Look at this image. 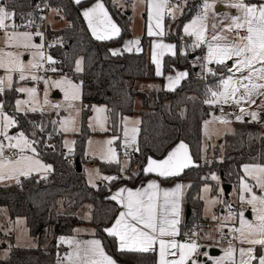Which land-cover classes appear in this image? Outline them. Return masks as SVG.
<instances>
[{
    "label": "trees",
    "instance_id": "16d2710c",
    "mask_svg": "<svg viewBox=\"0 0 264 264\" xmlns=\"http://www.w3.org/2000/svg\"><path fill=\"white\" fill-rule=\"evenodd\" d=\"M46 0H1L10 10L17 12L16 22L26 23L20 14L32 13V27L19 30L47 31L49 38L56 42L50 47V54L57 61V71L72 74L75 72V61L83 58L84 71L77 73L82 85V131L76 135L74 153L68 154L63 145V133L59 130V120L51 112H28L16 114L19 124L13 131H24L30 139L39 141L35 145L38 156L53 166L47 176L33 174L23 177L20 183L0 185V213L7 208L11 219L23 216L32 237L39 239L35 247H18L13 245L8 256L0 257V264H57L58 256L62 257L69 247L60 241V237L73 235L78 225L96 227L95 235L100 237L106 249L119 261L127 264H157V252L139 253L118 251L116 239L105 231L122 206L110 197L113 195L105 183L93 187L86 174L77 171L76 161L86 163L87 140L92 131L87 121L94 104H104L108 114V131L115 136H122L120 120L125 115H132L135 101L140 98L142 104L141 122L137 146L139 151L133 154L134 161L142 168L149 157L163 158L179 141L188 143L193 159L198 167H190L172 178H163L165 183L181 180L188 185L185 195L186 217L182 223L181 237L188 231L192 223L203 224L209 221L203 216L204 202L201 198L202 185L212 184L214 193L217 185L210 179L212 173L220 174L222 182H237L242 175L244 164H264V123L251 120L235 121L236 129L226 134L222 140L224 157L219 159L220 151L216 149L212 158L203 157V122L208 118L214 105L203 101L207 98V88L216 90L220 74H227L224 66L212 68L217 76L204 71L198 61L202 57L204 47L192 49L193 38L183 33V26L199 11L201 3L190 2L184 7L182 14L175 20L166 17V38L177 45V55L167 54L164 57V74L177 68H185L189 75L178 85L175 91L164 86L143 92L135 87L138 80H155V65L150 57L148 37H142L143 51L124 52L113 56L110 47L120 43L131 33V17L123 11L115 0H104L111 15L119 23L121 34L112 40H97L91 34L81 8L94 1L83 0L79 5L74 0H48L49 9L55 8L57 15L65 19L67 24L60 29H53L45 19ZM187 51V55H185ZM195 65V66H194ZM17 91L6 90L0 96L4 100L5 111L14 113ZM52 121H56L53 124ZM38 126L43 127V132ZM35 132L33 137L32 133ZM51 134V139L48 138ZM120 140L116 141L117 146ZM54 145L55 148L46 145ZM72 158V161H71ZM100 170L105 173L120 172V163L96 161ZM127 167V177L111 181L115 189L118 185L134 184L144 172L134 175ZM46 177V178H44ZM91 205V217L83 218L78 214L81 207ZM186 231V232H185ZM185 232V233H184ZM14 236H10L12 241Z\"/></svg>",
    "mask_w": 264,
    "mask_h": 264
},
{
    "label": "snow or ice",
    "instance_id": "6c2138e0",
    "mask_svg": "<svg viewBox=\"0 0 264 264\" xmlns=\"http://www.w3.org/2000/svg\"><path fill=\"white\" fill-rule=\"evenodd\" d=\"M83 0H74L79 5ZM147 5V35L154 37L155 42L152 50V62L156 66V75H164L163 57L170 53L173 57L177 55V45L165 43V17L175 19L177 12H182L179 3L172 4L171 0H141ZM187 3V0H184ZM228 6L237 10V15H225L217 23L211 25L209 32V13L214 9L215 3H209L204 0L201 12L197 14L189 23L183 26V33L186 36L194 37L191 48L194 50L206 45V55L198 57L202 60L200 67L211 74L217 76L216 71L208 65L224 66L227 74H220L216 90L212 87L207 88V98L203 101L207 105L235 104L241 106L244 103L253 105L256 103V97H264V0H257L256 3L248 0H228ZM58 11V10H57ZM83 17L87 20L88 27L92 35L101 41L112 40L119 37L121 28L113 21L102 0H96L91 7L83 10ZM17 12L10 10L6 4H0V31L4 33L3 40L5 47L23 48L29 51L32 59L25 63L22 59L23 52L6 51L0 48V69L4 70V75L0 76V96L6 90L13 89L14 75L18 76L19 81L31 79L33 81L43 80L46 85H53L56 88L63 87L65 100L68 101L67 107L75 110L77 115L80 109L75 108V102L81 99V84L74 83L67 77L53 81L50 78L45 79L35 73L39 70L56 72L58 69L54 66L57 61L44 51L45 45L34 43V37H43L44 33L36 31H19L22 27H32L34 20L31 19L32 13H21V19L26 23L18 24L16 22ZM227 21V23H224ZM241 33H244L243 35ZM55 43H60L59 41ZM54 45H49L52 47ZM124 49L126 51H142L140 47V38L128 40ZM113 56L122 55L120 49L111 50ZM187 55V51L184 53ZM228 61H233L232 66L228 67ZM45 63L50 67L44 68ZM195 66V65H194ZM75 71L83 72V58L75 61ZM189 73L177 71L175 75L167 76V89L175 91L182 80L188 77ZM18 93H26L28 99H16L14 113L10 115L5 109V101L0 99V136L8 141L7 144L0 140V181L9 179L20 183V177H30L33 172H51L53 166L44 164L39 159H34L38 155L35 145L39 143L36 139H30L24 131H19L16 135H9V129L17 127L19 121L16 114L28 112H43L44 107L38 106L37 88L18 87L15 89ZM47 90L44 93L43 105L52 108H60L63 105H51L47 98ZM95 111L104 113L106 108H96ZM245 115L251 118V121H259V112L239 108V114L235 116L237 121L243 122ZM222 123H230L225 116L214 117ZM107 116L95 118V123L89 125L94 131H108L106 127ZM56 124V121H52ZM209 121H205L207 125ZM140 121L132 120L128 117H122L120 126L123 133V146L125 149L133 148L139 151L137 146L140 129ZM43 132V127L38 126ZM59 130L62 132L79 131L76 126V120L71 115L65 117L59 122ZM33 137L35 132L32 133ZM51 139V134H48ZM119 136H113L102 142V147L98 152H92V155H99V158L107 163H120L116 149L113 147ZM76 141L65 140L63 145L67 148L69 154L74 151ZM92 140L88 141L91 148ZM55 148L54 145H46ZM12 150L14 155L6 156L5 151ZM18 150V153H17ZM30 151L33 155H26ZM125 157L128 158V152L125 151ZM190 153L189 146L181 141L173 148L165 158H148L147 165L143 169L145 173H154L165 179L181 175L185 169L198 167ZM126 167V164H125ZM243 171L246 177H251L254 183L246 181V177L241 178V192L239 199L248 204L255 213V220H248L244 212H239V227L233 226L231 231L235 233L232 239L239 242V247L229 241L228 247L224 249L223 257L217 259L215 264H264V164L253 163L244 164ZM96 177L115 181L119 176L101 175L99 169L93 170ZM124 171V168H121ZM89 183L96 187L92 178V171H89ZM46 178V177H44ZM217 180L214 174L211 177ZM258 188L261 192L257 195L253 188ZM185 185L175 184L172 188H161L156 180L148 182L144 188L135 190L129 188H120L111 200L117 201L125 210L119 212L115 223L105 229L111 237L118 238V251L150 253L158 252L157 264H196V255L201 245L197 237L199 233L193 232L191 236L187 233L185 240L177 239L180 236L181 209L183 189ZM211 189L205 187L204 191ZM223 189H221V192ZM247 194V196L245 195ZM211 204L225 203L219 197L210 201ZM228 214L223 217L213 215L212 219L220 220L218 231L223 235V229L228 226L229 221L236 220V213L232 212V205L227 204ZM210 238V237H209ZM62 243L74 244L73 251L66 253L64 257L57 259V264H116V261L106 254L102 241L92 239L87 241H78L60 237ZM257 246L261 253H257ZM207 255V253H204Z\"/></svg>",
    "mask_w": 264,
    "mask_h": 264
},
{
    "label": "rangeland",
    "instance_id": "374dc122",
    "mask_svg": "<svg viewBox=\"0 0 264 264\" xmlns=\"http://www.w3.org/2000/svg\"><path fill=\"white\" fill-rule=\"evenodd\" d=\"M102 2L104 3L106 9L107 5L105 3L104 0H102ZM119 7L124 8L126 7V5L123 3V0H116L115 1ZM224 2V1H223ZM249 2L251 3H256L257 0H249ZM94 3H96V0H94V2H90L86 5H84L85 8L91 7ZM213 3V2H212ZM0 4L1 0H0ZM145 4L146 3H142L141 0H133V6L131 8L132 15H131V33L129 36L125 37L120 43L118 44H114L111 46V49H120L121 51L125 50L124 49V45L128 40H133L135 38H140V45H141V39L144 35H147V21H148V16L145 18L144 14H145ZM201 8V7H200ZM227 8H229V6H227ZM214 10V9H213ZM213 10L209 13V19L210 22L209 24V32H211V25L217 23L218 20L222 19L225 15H237V10L234 8L231 9H227L225 12L222 13H213ZM110 13V12H109ZM147 14V13H146ZM182 14V13H181ZM199 14L198 12H196L192 18L190 19V21L197 15ZM110 15V14H109ZM111 18L113 19V21L117 24L115 18L110 15ZM179 17L176 16L175 19ZM46 21L49 24V26L53 29H60L63 26H65L67 24L65 19H62L60 16L57 15V10H55V8H51L48 11L47 17H46ZM172 19L170 17L169 23L172 21L171 20H175ZM224 23H227V21H224ZM118 25V24H117ZM166 25H165V32H166ZM19 31H28V30H19ZM33 32V31H31ZM35 33V32H33ZM243 35V34H242ZM3 36L4 33L2 31H0V48H5L6 51H19V52H23V61L25 63H28V61H30L32 59V56L30 54L29 51L24 50L23 48H15V47H5L4 44V40H3ZM45 33L43 37H34L33 42L34 43H42L45 45ZM149 38V37H148ZM165 40H163L165 43H173L175 44L172 40H169L165 37H163ZM195 38L193 37V40ZM154 39H152L151 41H154ZM154 43V42H153ZM151 47L153 48V45L151 43ZM44 51L46 52V54H50L46 48H44ZM124 52H128V51H123ZM52 56V55H51ZM82 57L79 56L77 58V60L81 59ZM46 64L44 65V68H46ZM155 65V64H154ZM164 65V64H163ZM209 66V65H208ZM210 67V66H209ZM156 69V66H155ZM164 69V68H163ZM44 70H39L37 71L35 74L44 77L45 79H51L53 81L56 80H60L62 77H67L68 79L72 80L74 83H78L72 79L71 74L67 73V72H43ZM76 72V71H75ZM4 70L0 69V76H3ZM37 82H40V84H37ZM13 86H15V89L18 87H35L37 88V100L39 101V105L38 106H43L44 107V111L43 112H51L52 114L55 115V117L59 120V122L61 120H63L65 117L68 116H72L75 118L76 120V126L78 127L79 131L76 132H62L63 133V141L65 140H69L72 141L76 139V135L77 133L82 131V88H81V99L79 101L75 102V108L80 109L79 114L77 115L75 110L69 109L67 107L68 101L65 100V93L63 90V87L61 88H56L53 85H46L44 83L43 80L40 81H33L31 79L25 80V81H19L18 80V76L14 75V81H13ZM45 90H47V98L48 101L51 105H55V104H61L63 105L60 108H52L48 105H43V100H44V93ZM55 94H59V96H55ZM16 99H28V96L26 93H18L17 92V96ZM15 99V100H16ZM256 103L253 105H249L247 103L242 104L241 106L244 107L246 110H250V111H257L259 112V122L264 123V97H256ZM140 105V103H138ZM241 106H235L234 109L238 111L239 114V108ZM96 108H106V106L104 104H94L92 106V113L88 118L87 121V126L88 128L92 131L91 136L89 137L90 140L93 141L92 144V149L89 148L87 149L86 146V155H90L91 157H93V163H84L83 166L85 168V172L86 174L89 173V171H92V175H95V172L93 170L97 169V158L92 155V152L97 151V146L99 143L97 141H101V147H102V142L110 139L111 137L115 136L114 134H112L111 132H107V131H99L96 130L94 131L91 127H89L90 123L94 124L95 123V118L99 115L100 117L103 116H107V111L104 113H97L95 111ZM107 109V108H106ZM8 113V112H7ZM10 114V113H9ZM237 114V115H238ZM12 115V114H10ZM247 115H245L246 117ZM124 117H128L131 118L132 120H138L140 121V115L138 114H132V115H125ZM244 117V118H245ZM249 117V116H248ZM245 120V119H244ZM249 120H251V118L249 117ZM209 123L207 125H205V132H204V137H203V157L205 158H212L214 151L216 149H218L220 151L218 158L219 159H223L224 157V146L222 143V140L224 138V136L226 134L229 133H233L236 129V125L233 123H222L217 119H212V120H208ZM106 127L108 128V120L106 121ZM19 131H13L12 128L9 129V135H16L18 134ZM94 132V133H93ZM122 132V131H121ZM99 136V138L97 137ZM94 137H96V139H94ZM92 138V139H91ZM0 140H3L5 144H7V140L6 138H4L3 136H0ZM122 140H123V133H122ZM89 141V140H88ZM89 147V145H88ZM113 147L116 149V151L118 150L117 148V144L115 142V144L113 145ZM67 153L69 154L67 148H65ZM18 153V150H17ZM26 155H33L30 151L25 153ZM5 155L6 156H11L14 155L12 150H7L5 151ZM34 159H39L42 163L44 164H48L46 163L41 157H39L38 155L34 156ZM122 161L125 158H121ZM134 161V159H131ZM250 164V163H248ZM129 171L132 173V166H130ZM44 171H40V172H33V174H43ZM32 174V175H33ZM134 174V173H132ZM215 175L218 177L217 180H213L211 177L212 175ZM111 176H119L120 179L121 178H125L128 176V174L124 171L122 172L120 169V172H111L110 173ZM135 175V174H134ZM41 176V175H40ZM242 177H246V174L243 171V167H242V175L239 177L237 182H233L230 183L232 184V190L229 193V196L227 197L225 194V190H224V182H222L221 176L220 174L214 172L211 174L210 179L213 180L216 185H217V189H216V193H214L213 188H212V184L207 182L205 184L202 185L201 188V198L204 202V206H203V216L205 218H208L211 222L209 225V227H205L204 225L200 224L201 228H203L204 230V235H203V240L205 241H211L214 240L215 241V248L220 250V253L218 254H211L210 253V248L212 247H207L206 251H202L199 250L198 254L196 255L195 259H196V264H215V261L221 257H223L224 255V249H226L228 247L229 241L231 240L232 243L234 245L237 246V248L243 246V247H247L248 245H240L238 241L232 239V237L234 235H229V232L231 231L232 227H239V217L235 220V221H229L228 222V226L225 227L223 229V235L221 234L220 231H218V227L221 223L220 220H214L212 219L213 215L217 216V217H223L226 216L228 214V208H227V204H231L232 205V212L233 209L235 210V212L238 213L239 216V212L243 211L244 212V216L246 219L248 220H255V213L252 211L251 207L246 204L245 202L241 201L239 199L240 196V192H241V178ZM23 177H20V179ZM119 180V179H117ZM116 181V180H115ZM246 181L250 184L254 183V181L252 180L251 177H246ZM16 182L15 180H3L0 181V185H6V184H11ZM109 184L111 181H108ZM209 187L211 190L208 192H205L204 189L205 187ZM221 189H223V191L221 192ZM253 191L256 192L257 195H260L261 192L258 188H253ZM247 196V194H245ZM219 197L220 200L224 201L225 203H216V204H211L210 201L214 198ZM91 205L88 203H85L80 211L78 212V214L80 216H82L83 218L89 219L91 217ZM224 211V212H222ZM206 225V226H208ZM83 230V231H87L88 236H86L84 239H82V241H87V240H92V239H100V237H97L95 235H90L92 233V231L94 230L92 225H86V226H79L78 227V231ZM186 232V231H185ZM184 232V233H185ZM211 234H213L214 237H209V235L211 236ZM13 235L14 239L11 241L10 240V236ZM67 238V237H65ZM68 239H74V240H78L75 239L74 237H69ZM222 240L226 241L223 242ZM80 241V240H78ZM102 241V240H101ZM39 244V239L32 237L30 234V230L29 227L27 225V219L23 216H19L16 217L15 219H11L8 213L7 208H2L1 213H0V257L4 258L6 256H8L10 248L15 245L18 247H35ZM68 247H69V251L68 253L73 251L74 248V244H69V243H65ZM102 245L104 247V250L106 252L107 255L111 256L115 261L116 264H126L124 262L119 261L117 258H115L105 247V245L102 242ZM204 253H207V255H204ZM257 253L260 254L261 253V249L259 248V246H257ZM65 255H63L62 257H64ZM202 258V259H201ZM64 264H67V261L65 260ZM189 264H191V261L189 262ZM226 264H229V262H226ZM255 264V262H254Z\"/></svg>",
    "mask_w": 264,
    "mask_h": 264
},
{
    "label": "crops",
    "instance_id": "0c3cea01",
    "mask_svg": "<svg viewBox=\"0 0 264 264\" xmlns=\"http://www.w3.org/2000/svg\"><path fill=\"white\" fill-rule=\"evenodd\" d=\"M116 1V0H115ZM94 2V1H93ZM248 2H249V0H248ZM123 3L126 5V7H124V8H121L123 11H126V13L131 17V15H132V12H130L131 11V8H132V6H133V0H123ZM209 3H212V2H209ZM213 3H215V7H214V10H213V13H222V12H225L227 9H231L230 7L229 8H227V6H228V2H220V3H216V2H213ZM118 5V4H117ZM202 5L203 4H201V7H202ZM108 8V7H107ZM146 8H147V5L145 4V14H144V17L146 18L147 17V10H146ZM85 9V7L83 6L82 8H81V12L83 13V10ZM108 10V13L110 12L109 11V9H107ZM184 11V7L182 6V12ZM182 12H177V14H176V16H180L181 15V13ZM110 15H111V13H109ZM83 15V14H82ZM167 17V16H166ZM166 17H165V20H164V25H166ZM84 18V17H83ZM85 19V18H84ZM85 21H86V23H87V20L85 19ZM117 22V21H116ZM190 22V19L185 23V24H187V23H189ZM210 22V20H208V23ZM147 23H148V21H147ZM117 24H118V26L120 27V25H119V23L117 22ZM87 26H88V24H87ZM64 27V26H63ZM89 28V27H88ZM121 28V27H120ZM89 30H90V32H91V29L89 28ZM91 34H92V32H91ZM241 34H244V33H241ZM94 37V36H93ZM147 37H149V36H147ZM193 38V37H192ZM152 39H154V37H149L148 38V40H149V44H150V57H152V50H153V48L151 47V43H152V45L154 44L153 42H155V40L154 41H151ZM163 40H165L164 38H163ZM166 41V40H165ZM203 47H204V53L202 54V57L203 56H205L206 55V51H207V48H206V45H202ZM140 47H141V49H142V51H143V44H142V39H141V45H140ZM113 49H114V47H113ZM118 49V48H117ZM112 49H111V47H110V51H111ZM123 51H125V50H123ZM122 51V52H123ZM129 52V51H128ZM131 52H136L135 50H133V51H131ZM141 52V51H140ZM167 54H170V53H166L165 55H167ZM165 55H164V57H165ZM164 57H163V61H164ZM232 63H233V61H228V67H231L232 66ZM210 67H212V66H215V63H213V64H210L209 65ZM186 69L185 68H177V69H175L174 71H171V72H167L166 74H164L163 76H164V78H163V80H161L160 78H158V79H153V80H149V79H142V80H138V81H136V83H135V87L138 89V90H141V91H143V92H150L152 89H154V88H157V87H160V86H164L166 89H167V76L168 75H175V73L177 72V71H185ZM187 71V70H186ZM188 72V71H187ZM183 81V80H182ZM181 81V82H182ZM80 83V82H79ZM181 84V83H180ZM179 84V85H180ZM138 103H140V105L138 104ZM236 105L235 104H229V105H225V104H218V105H214V108H213V111H212V113H211V115L208 117V118H206L205 120H204V122H203V127H202V131H203V135H204V132H205V121H208V120H212V119H214V117H220V116H225V117H227V119L231 122V123H233V124H235V121H237L236 119H235V116L238 114V111L237 110H235L234 109V107H235ZM135 109L137 110V112H135L134 114H138V115H140V122H141V114H140V111L142 110V104H141V100H140V98H137L136 99V101H135ZM245 120H249V117L248 116H246L245 118H244ZM255 122H259V121H255ZM259 123H262V122H259ZM140 125V124H139ZM139 125H138V127H139ZM236 125V124H235ZM94 133V132H93ZM91 136V135H90ZM98 138H99V136H97ZM92 139V138H91ZM94 139H96V137H94ZM88 140H90V138H88ZM88 140H87V149L89 148V151H90V149H92V147L90 148V147H88ZM97 142H99V143H96V144H98V146H97V151H95V152H98L99 151V149L101 148V141H97ZM181 141H179L177 144H179ZM183 142H185V141H183ZM186 144H188L187 142H185ZM176 144V145H177ZM176 145H174L170 150H169V152L173 149V148H175L176 147ZM189 146V145H188ZM117 148H118V150H117V152L118 151H120V152H122V154H123V156H119L118 155V159H119V161H120V165H121V168H124V170L127 168V167H129L130 166V161H131V158L129 157V155L130 154H134L136 151L133 149V148H128V149H125L124 148V146H123V140H122V136H121V140H120V145L119 146H117ZM189 150H190V148H189ZM125 151H127L128 152V158L126 159V157H125ZM168 152V153H169ZM74 153V151L71 153V154H73ZM167 153V154H168ZM190 153H191V151H190ZM191 155H192V153H191ZM87 157H89L90 158V161H87V163H93V157H91L89 154L88 155H86ZM167 156V155H166ZM165 156V157H166ZM95 157L98 159V160H100V161H103V160H101L100 158H99V155H95ZM165 157H163V158H165ZM193 157V156H192ZM121 158H125L123 161H122V159ZM153 159H157V160H159V159H163V158H154V157H152ZM194 160V159H193ZM147 161H148V159H147ZM147 161H146V163H145V165L141 168L140 167V165L138 164V163H134L133 165H132V173H134L135 175H138V174H140V173H142V172H144L143 171V169L146 167V165H147ZM97 164V169H99V171H100V173H101V175H107V176H111L110 175V173H105V172H102L101 170H100V167H99V164L98 163H96ZM125 164H126V167H125ZM83 166V165H82ZM86 170H85V168H84V166H83V172L86 174V172H85ZM122 172H124V171H122ZM51 172H44L43 174H40L41 176H47V175H49ZM145 173V172H144ZM145 174H147L146 176H143V177H141L140 179H138L137 180V182H135L134 184H127V183H123V184H120V185H118L115 189H113L114 191H115V193L120 189V188H129V189H132V190H135V189H137V188H144V187H146L147 186V184H148V182L149 181H151V180H156L159 184H160V186H161V188L163 189V188H172V187H174L175 186V184H177V183H181V184H183V185H185V188L183 189V197H182V209H181V223H180V233H182V223L184 222V219H185V217H186V204H185V195H186V192H187V189H188V185H187V183H185V182H183V181H181V180H174V181H171V182H169V183H165L164 181H163V177H159L158 175H156V174H154V173H145ZM86 176H87V178H88V181H89V175L88 174H86ZM92 178H93V180L95 181V184H102L103 182H101V180H103V179H100V178H98V177H96V175H92ZM15 183V182H14ZM114 195V194H113ZM125 209L122 207V209L120 210V212L121 211H124ZM118 215H119V213H118ZM118 215H117V217L115 218V220L118 218ZM239 217V216H238ZM208 219V218H207ZM115 220L113 221V223H111L109 226H107L106 228H108V227H111L114 223H115ZM209 220V219H208ZM210 220L209 221H205L204 223H206V225H208V224H210ZM81 227V226H86V225H78V226H76L75 227V229H74V233H73V235H71V236H68L67 238H69V237H74L75 239H78V240H80V241H82V239H84L86 236H88V234H87V231H83V230H80V228H79V231L77 230L78 229V227ZM206 227H209V225L208 226H206ZM93 228H94V230L92 231V233L90 234V235H95V233H96V227H94L93 226ZM200 234H201V237L203 238V235L205 234L204 233V230H203V228H201L200 229ZM96 236V235H95ZM98 237V236H97ZM209 237H214L213 236V234H211V236L209 235ZM209 237H207V238H209ZM115 238V237H114ZM116 239V243H117V247H118V238H115ZM177 239L178 240H180V241H183V240H185L183 237H181V234H180V236H178L177 237ZM205 246H201L200 247V249L199 250H202L203 251V248H204ZM212 247H217V246H212ZM219 250V249H218ZM219 253H220V250H219ZM202 259V258H201ZM157 260H158V252H157ZM127 264V263H126Z\"/></svg>",
    "mask_w": 264,
    "mask_h": 264
},
{
    "label": "built area",
    "instance_id": "2783aa9c",
    "mask_svg": "<svg viewBox=\"0 0 264 264\" xmlns=\"http://www.w3.org/2000/svg\"><path fill=\"white\" fill-rule=\"evenodd\" d=\"M194 1H198L200 2L201 4H203L204 0H187V3H184V0H171V3L172 4H177L179 3L181 5V7H185L188 3L190 2H194ZM228 2V0H208V2H216V3H220V2ZM201 9L202 7L199 9L198 13L201 12ZM48 11H49V4H48V0L45 1V19H47V14H48ZM43 33H45V45H46V48L48 50V52L50 53V47L49 45H54L56 44V39L55 38H49L48 37V34H47V31H44ZM51 55V54H50ZM201 62H203L202 60H200ZM51 66H54L57 68L56 64L55 65H51ZM50 67L49 64H46V68ZM44 73L46 72H50V71H43ZM57 72V71H56ZM72 76V79L76 82H79L80 79L78 77V75L76 74V72H73L71 74ZM37 84H40V82H37ZM117 154L119 156H123L122 152L118 151ZM129 157L131 159H134V156L132 154L129 155ZM71 161H72V158H71ZM86 161H90V158L86 156ZM101 182L105 183L107 186H108V189L110 190V192L112 194H115V191L113 190V188L109 185V182L106 181V180H101ZM224 212V211H222ZM233 212L236 213V219L238 218V213L235 212V210L233 209ZM202 225H204L206 227V223H203ZM200 229H201V226H200V223H192L189 228H188V231L186 232L188 236H191L193 232H197L199 233V235L197 237H194L195 239H197L198 243L201 245V246H205V247H212L214 246L215 244V241L214 240H211V241H205L203 240V238L201 237V234H200ZM229 235H235V233H233L232 231L229 232ZM184 239H186L187 237L184 235L182 236ZM223 242H226L224 240H222Z\"/></svg>",
    "mask_w": 264,
    "mask_h": 264
},
{
    "label": "water",
    "instance_id": "95a60500",
    "mask_svg": "<svg viewBox=\"0 0 264 264\" xmlns=\"http://www.w3.org/2000/svg\"><path fill=\"white\" fill-rule=\"evenodd\" d=\"M55 96H59V94H55ZM76 166H77L76 169H77L78 172H82L83 171V166L81 165V163L78 160L76 161ZM224 190H225L226 196L228 197L229 193L232 190V184L225 183L224 184ZM206 250H207V247H204L203 251H206ZM209 251H210L211 254H218L219 253V250L217 248H215V247L210 248Z\"/></svg>",
    "mask_w": 264,
    "mask_h": 264
}]
</instances>
